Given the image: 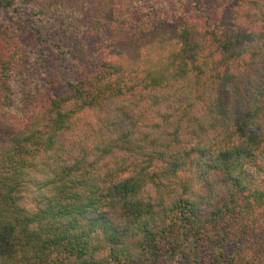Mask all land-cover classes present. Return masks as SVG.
<instances>
[{"label": "trees", "instance_id": "obj_1", "mask_svg": "<svg viewBox=\"0 0 264 264\" xmlns=\"http://www.w3.org/2000/svg\"><path fill=\"white\" fill-rule=\"evenodd\" d=\"M206 1L0 0L97 54L63 94L0 95V264H264V0Z\"/></svg>", "mask_w": 264, "mask_h": 264}, {"label": "rangeland", "instance_id": "obj_2", "mask_svg": "<svg viewBox=\"0 0 264 264\" xmlns=\"http://www.w3.org/2000/svg\"><path fill=\"white\" fill-rule=\"evenodd\" d=\"M135 7L142 6L143 10L156 11L158 13H170L175 10H181L192 0H130ZM185 1V2H184ZM208 6L213 5L215 0H207ZM206 1V3H207ZM219 0H216V2ZM32 9L26 13H20L15 9L0 11V19L2 24L7 27L6 35L10 36L11 40L16 39L15 47L24 50L26 53V63L23 73L18 77L10 78L9 82H0V95H4V91L11 93L10 102L11 106H14L11 110L15 113V107L18 105V95L22 91L31 90V94H39L38 92H44L46 95H59L66 91L64 85L59 86L52 78L64 74L70 78H74V64L81 62L85 67H91L93 58L97 57V54L84 57L69 56L63 58V54L56 48L62 44H86V42H58L53 39L54 36L59 41L64 39L68 33L60 32L55 28L49 29L51 38L45 40L41 35L37 34L36 30L32 26V21L40 24V27L44 24H49L47 16H38L36 13L30 15ZM33 11V10H32ZM63 29V28H61ZM48 38V37H46ZM69 37L65 41H68ZM55 40L57 42H55ZM64 41V40H63ZM1 42V41H0ZM88 43V42H87ZM3 92V93H2ZM6 101V99L4 100ZM17 113V112H16ZM17 116H21L19 113ZM25 117V116H24ZM23 117V118H24Z\"/></svg>", "mask_w": 264, "mask_h": 264}]
</instances>
